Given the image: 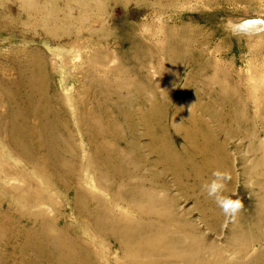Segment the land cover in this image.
<instances>
[{
	"label": "rangeland",
	"instance_id": "374dc122",
	"mask_svg": "<svg viewBox=\"0 0 264 264\" xmlns=\"http://www.w3.org/2000/svg\"><path fill=\"white\" fill-rule=\"evenodd\" d=\"M182 30L176 53L169 33ZM218 92L238 100L245 125L230 117L226 127L230 105L215 102ZM119 98L131 112L125 107L118 117L101 107ZM12 110L24 153L7 137ZM191 113L205 121L198 131L207 125L225 146L222 172L232 177L220 195L243 202L241 219L226 217L203 188L220 167L203 159V170L190 149L176 158L190 139L175 129L187 128ZM115 120L121 121L118 132L109 126ZM162 120L170 141L159 143L150 132ZM0 149L1 163L14 155L16 175L0 184V264H241L239 249L246 248L244 264L250 250L264 258V230L254 236L247 215L264 169L256 179L243 176L254 152L264 166V0H0ZM154 196L170 212L167 218L148 216ZM208 203L223 214L218 229L204 212ZM129 220L151 232L129 240L120 230ZM109 222L120 228L110 229ZM42 223L83 260L69 261L68 254L57 259L49 243L34 246ZM156 232L194 251V259L171 256L169 249L149 251Z\"/></svg>",
	"mask_w": 264,
	"mask_h": 264
},
{
	"label": "bare ground",
	"instance_id": "6f19581e",
	"mask_svg": "<svg viewBox=\"0 0 264 264\" xmlns=\"http://www.w3.org/2000/svg\"><path fill=\"white\" fill-rule=\"evenodd\" d=\"M180 28V27H179ZM176 32V31H175ZM170 35V38H169V41H170V44H168L170 46L171 49L174 48L173 52H176V53H179L180 52V49H181V43L183 41V30L182 32H179V33H169ZM169 37V36H168ZM137 43V42H136ZM139 44H141V42H139ZM137 44V45H139ZM135 46V44H134ZM139 47V46H138ZM135 51V50H134ZM140 51V50H139ZM136 52V51H135ZM138 52V51H137ZM152 52V51H150ZM172 52V53H173ZM146 53V52H145ZM144 54V53H142ZM188 54V53H187ZM145 55V54H144ZM143 55V56H144ZM98 56V55H97ZM148 56V55H147ZM146 56V57H147ZM152 56V55H151ZM182 56V55H181ZM144 58V57H143ZM150 58V57H149ZM140 59V58H139ZM146 59V58H145ZM35 60V59H34ZM142 60V59H141ZM144 60V59H143ZM179 60H181V58H179ZM146 61V60H145ZM33 62V61H32ZM143 62V61H142ZM43 63V62H41ZM40 63V64H41ZM182 63H185V64H188L187 60L186 59H182ZM143 64V63H142ZM145 64V63H144ZM216 64V63H215ZM218 64V63H217ZM32 65V64H31ZM34 65V64H33ZM209 65V64H208ZM146 66V65H144ZM35 67V66H34ZM207 67V66H206ZM214 67V65H213ZM214 69V68H213ZM220 69V67H219ZM167 70V69H166ZM204 70V69H203ZM170 71V70H169ZM34 73V72H33ZM36 76L39 78V80L41 79V73L39 72V70H36ZM33 74V76L35 75ZM217 74V72L215 71V74L214 76ZM224 74V73H222ZM221 76V75H220ZM214 78V77H213ZM32 84V83H31ZM107 84V83H106ZM219 85L220 87H222V90L223 92H225V87L222 86L224 85V81L223 79L220 80L219 82ZM28 86V85H27ZM110 86V85H109ZM205 86V85H204ZM229 86V85H228ZM34 87V85H33ZM43 87V86H41ZM106 87V86H105ZM203 87V86H202ZM44 88V87H43ZM172 88V87H171ZM210 88V87H209ZM229 88V87H228ZM30 90L31 87L29 88ZM41 89V88H40ZM99 89V88H98ZM107 89V88H105ZM145 90V87L143 88ZM215 89V88H214ZM212 89V90H214ZM233 89V88H232ZM241 89V88H240ZM28 90V89H27ZM36 90V88L34 89ZM39 90V89H38ZM46 90V88H45ZM44 90V92H46ZM96 90V89H95ZM131 90V89H130ZM168 90V89H167ZM166 90V91H167ZM229 90V89H228ZM258 90V89H257ZM42 91V89L40 90ZM98 91V90H97ZM205 91H206V88H205ZM110 92V91H109ZM108 92V93H109ZM138 92V91H137ZM141 92V91H139ZM202 92V91H201ZM8 93V92H7ZM37 93V92H36ZM47 93V92H46ZM105 93V92H104ZM107 93V92H106ZM111 93V92H110ZM144 93V91H143ZM198 93V92H197ZM200 93V92H199ZM205 93V92H203ZM210 93V92H209ZM238 93V92H237ZM250 93V92H249ZM27 94V93H26ZM25 94V95H26ZM30 94V93H29ZM32 94V93H31ZM35 94V93H34ZM33 94V95H34ZM41 93H39L40 95ZM100 94V93H99ZM145 94V93H144ZM227 94V93H226ZM229 94V93H228ZM19 95V94H18ZM24 95V96H25ZM141 95V94H139ZM194 95H197V94H194ZM204 95V94H203ZM230 95H231V92H230ZM230 95H224V97L222 96V93L221 92H218L216 93L215 97V102H218L219 104H222V106L224 105H230L228 107L225 106L226 110L224 111V114H226L227 112V115H224L223 113L221 114V116L219 117V119L222 120V116H223V120L222 121H225L226 122V127L228 126L229 124V121H230V117L231 119L233 118H239L241 120L240 124L242 125H245L244 122H242L244 120V116L241 115V113H238V109L235 107V106H240V104H238V100H233ZM36 96V95H35ZM48 96V95H47ZM107 96V95H106ZM110 96V94H109ZM109 96H107L109 98ZM112 96V95H111ZM206 96V95H205ZM212 96V95H211ZM13 97V96H12ZM21 97V96H20ZM23 97V96H22ZM44 97V95H43ZM138 97V96H137ZM199 97L200 99V96H197V98ZM214 97V98H215ZM10 98V97H9ZM16 98V97H15ZM13 98V99H15ZM30 98V97H29ZM27 98V99H29ZM105 98V97H104ZM113 98V97H112ZM139 98V97H138ZM194 98V96H193ZM210 98V97H209ZM208 98V100H209ZM241 98V97H240ZM244 98V96H243ZM26 99V98H25ZM26 99V100H27ZM137 99V98H136ZM196 99V97L194 98ZM234 99H235V96H234ZM31 100V99H30ZM51 100V99H50ZM109 100V99H107ZM141 100V99H140ZM144 100V98H143ZM142 100V101H143ZM146 100V99H145ZM207 100V101H208ZM197 101V100H196ZM21 102V101H20ZM34 102H40V100H35ZM51 102V101H50ZM158 102V101H156ZM198 102V101H197ZM204 102V101H203ZM30 103V101H29ZM114 103V102H113ZM210 102H206L205 104H209ZM40 104V103H39ZM204 104V103H202ZM204 104V105H205ZM212 104V103H211ZM210 104V105H211ZM216 104V103H215ZM19 105V104H18ZM43 105V104H42ZM45 105V104H44ZM47 105V104H46ZM126 105V102L124 101L123 98H119L116 100L115 104L113 106H111L110 103H106V105H102L101 107L105 106L108 108V113L113 112L115 111L117 114H118V117H121L123 115V109L126 107V112L129 113L131 112L130 110H128V106H124ZM197 105V104H196ZM195 105V106H196ZM200 105V103H199ZM204 105H202L204 107ZM214 107V102L212 104ZM11 106V105H10ZM16 106V105H15ZM35 106V104H34ZM198 106V105H197ZM201 106V107H202ZM206 106V105H205ZM209 106V105H208ZM221 106V105H220ZM238 106V107H239ZM12 107V106H11ZM14 107V105H13ZM158 107V106H157ZM155 107V108H157ZM219 107V106H217ZM216 107V108H217ZM231 107H233V110L231 111ZM111 108V109H110ZM154 108V106H153ZM152 108V109H153ZM208 108V107H207ZM209 108H211V106H209ZM220 108V107H219ZM12 109V108H11ZM136 109V108H135ZM15 110V109H14ZM14 110L11 111V130H9V134L7 137H9V139L11 140L12 142V145L14 146V142L16 141L17 144L19 145L20 147V150H21V144L18 143V138L17 135L19 133V122H17V119H19L17 117V115H14ZM44 110V109H43ZM134 110V109H133ZM132 110V111H133ZM180 110V109H179ZM178 110V111H179ZM198 110V109H197ZM206 110V109H205ZM208 110V109H207ZM220 110V109H218ZM217 110V111H218ZM129 111V112H128ZM136 111V110H134ZM182 112V110H180ZM194 111V110H192ZM204 111V110H203ZM215 111V109H214ZM20 112V111H19ZM55 110L53 109V102H51L50 106L48 107V114L51 115V121H50V125L51 126H55V120H56V117H57V114L55 112ZM162 112V111H161ZM208 112V111H207ZM212 112V110H211ZM18 113V112H17ZM153 113V112H152ZM156 113V112H154ZM190 113V112H189ZM203 113V112H201ZM206 113V112H205ZM214 113V112H213ZM212 113V114H213ZM245 113V112H244ZM29 114V113H28ZM150 114V113H149ZM216 114V112H215ZM219 114V113H218ZM20 115V113H19ZM30 115V114H29ZM161 116H159V118H164L166 116L165 113H161L160 114ZM178 115V113H177ZM180 115V114H179ZM201 115V114H200ZM21 117V116H20ZM141 117L142 119L141 120H148V115H145L144 113H141ZM168 117V116H167ZM178 117V116H177ZM205 117V116H204ZM215 117V116H214ZM58 118V117H57ZM158 118V116H157ZM158 118V119H159ZM209 118V117H208ZM212 118V117H210ZM23 119V117H22ZM189 125H187L188 127L185 128L183 125H181V127L179 128H176L175 129V132L179 135V134H184V136H187V138L190 139V145H188L187 147H185L184 149H179L180 151H178L176 153V158L178 159H181V155L184 153H186L185 151L190 149L192 151V156H196L197 158H201V161L200 162H197L199 165H202L203 167V170L206 169V164L204 163L203 159L204 160H207V161H211L212 164L216 167H220L218 171L222 172L224 167H223V161L225 159V157L228 155V153L225 151V146L223 143H221L222 145H218L220 144L219 143V138L217 136L216 133H213L212 129L209 128L207 125H205V128L201 129L200 131H198V125L201 124V122H205L203 120V118L201 117H197L196 115H193V113H191L189 115ZM24 120V119H23ZM140 120V119H139ZM169 120V119H168ZM167 120V122H168ZM187 120V119H186ZM215 120H216V117H215ZM22 121V120H21ZM212 121V120H211ZM121 121H118V120H115V121H112L109 123V126L112 127L114 130V132H118L120 131V128L116 127L117 125H119ZM124 122V121H123ZM185 122V121H184ZM183 122V123H184ZM150 123V122H149ZM208 123V122H206ZM23 124V122H22ZM182 124V123H181ZM247 124V123H246ZM249 125V124H248ZM202 126V125H201ZM238 126V125H237ZM115 127V128H114ZM21 128V127H20ZM167 127L164 125L163 123V120L158 124V126L156 128H154L150 133L151 135L153 136H159V139H160V142L159 143H163V142H167V141H170L169 138H168V134H167V130L169 129H166ZM150 129V128H149ZM248 129V128H247ZM249 130V129H248ZM208 132L206 135H209V133L211 134V139H208L206 136H205V132ZM222 131V130H221ZM250 131V130H249ZM21 134V133H20ZM242 134V133H241ZM53 137V135H51ZM241 136V135H240ZM220 137V136H219ZM247 137V136H246ZM120 138V137H119ZM238 138V137H237ZM44 139V138H43ZM226 139V138H225ZM244 139V138H243ZM251 139V138H250ZM256 141V140H255ZM10 145V144H9ZM251 145V144H250ZM251 147V146H250ZM248 147V151H249V148ZM261 147V146H260ZM260 147H259V150H260ZM262 149V148H261ZM10 151H12L10 149ZM22 151V150H21ZM32 151V150H31ZM13 152V151H12ZM0 153H1V149H0ZM14 153V152H13ZM22 153H24L22 151ZM36 153V152H35ZM254 154V157L256 158L255 160H253V167L252 168H248V166H245L246 169H244L243 171V176L246 177V179H252V178H257L259 176L257 170L258 169H264V166L263 167H260L261 163H262V155H258V154H255V152L253 153ZM27 155V154H26ZM9 156H11V159H9L8 161H5V162H2L0 161V184H2L1 180H14V177H16V175L14 174V170H13V166L14 165V161H12V157H14L13 154H9ZM1 157V156H0ZM11 161V162H10ZM29 161V160H28ZM248 160H246V163H247ZM226 166H229L228 164V161H226ZM242 164L244 165L245 162H242ZM213 172L217 171V170H212ZM213 172H212V175L208 178V181H206V183H210L211 180L214 178L213 177ZM196 174H198V170L195 172ZM258 175V176H257ZM257 176V177H256ZM232 177V175L230 176V178ZM155 179V177H152ZM109 179V178H108ZM143 181V180H142ZM142 183V182H141ZM256 190H254V193H253V197L254 198V204H255V208H254V211L252 209V213H251V210L250 212L247 214L249 216V220H253V226H252V229H253V234L254 236L257 234V233H260L262 232L261 229L264 230V180L263 181H260V182H257L256 183ZM6 188V187H5ZM14 188V187H13ZM3 189V186L0 185V191ZM19 191V190H18ZM155 196L153 199H150V202H153L154 203V206L152 207V212H150V217H154V218H159V219H165L169 216L170 212L168 211V209L166 207L162 208V205H160V203L158 201H155ZM12 199L14 200V196L12 197ZM29 201H27L26 203H28ZM156 209H158V211H156ZM154 212V213H153ZM204 212L207 214V217H211L213 216V220L214 222L212 223L216 229H218V226H219V223L223 217V214L222 212H220V210H218L216 207H214L213 205L211 204H207L205 205V210ZM206 217V218H207ZM238 217L239 219L240 216L238 214ZM108 227L112 230H116L119 227L118 223L116 222H109L108 223ZM39 230L38 232H35L34 233V238L37 242L34 241V246L37 245V243H41L43 245H48V243L50 244V248L49 250H52V254L57 257L58 254H63V255H67L68 256L66 257L67 260L69 261H72L74 260L75 258L76 259H79V260H83V257L82 255H80V252L76 251V249L70 244V243H67L65 241V238L62 237L61 235H52L49 231H47L46 229V223H42L39 225ZM238 228V224L236 222L235 224V227H234V230H236ZM120 230L128 237L129 240H138V239H143L145 235L149 234L151 232V229L149 228V225H146V226H143L141 228V226L137 223L136 220H129L125 226H121ZM38 235V238L35 237V235ZM253 244H256L257 242L256 241H253L252 242ZM146 248L149 250V251H154L156 249H163V250H170L171 252V256H174V257H177V258H185V259H188V260H192L194 259V251L189 253L188 250L184 249L183 246H179V245H176L175 243L174 244H169V241L165 235L164 232H156L153 234V238L151 240H148L147 241V244H146ZM250 248H246L245 250H242V249H239V253L240 254V261H241V264H244L245 261H244V256L246 255V253L249 251ZM250 254L252 255H249V259H248V263L247 264H259L261 262V260H263L264 258L262 256H259V253H256L253 251L251 253V250H250ZM130 259L132 261H137L139 263H142L144 262V260L142 258H139L136 259L135 255H132L130 256ZM129 264H133L131 261L128 262ZM52 264V263H50ZM76 264H83L82 261H77Z\"/></svg>",
	"mask_w": 264,
	"mask_h": 264
},
{
	"label": "clouds",
	"instance_id": "9594fccd",
	"mask_svg": "<svg viewBox=\"0 0 264 264\" xmlns=\"http://www.w3.org/2000/svg\"><path fill=\"white\" fill-rule=\"evenodd\" d=\"M213 177L210 183L203 185V188L207 191L209 197L215 198L217 205L226 217L235 219L244 208L243 202L240 199L233 200L230 197L220 195L225 190V182L230 179V176L217 170L213 172Z\"/></svg>",
	"mask_w": 264,
	"mask_h": 264
}]
</instances>
